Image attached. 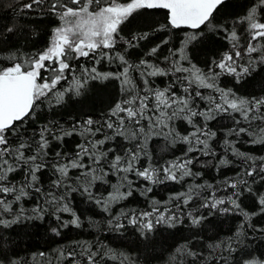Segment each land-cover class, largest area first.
I'll return each mask as SVG.
<instances>
[{
  "label": "snow or ice",
  "instance_id": "6c2138e0",
  "mask_svg": "<svg viewBox=\"0 0 264 264\" xmlns=\"http://www.w3.org/2000/svg\"><path fill=\"white\" fill-rule=\"evenodd\" d=\"M16 3L8 5L13 12L39 15L41 22L46 15L51 27L43 47L33 48L21 40L37 33L23 25L0 27V264H264V227L252 223L264 216V191L254 187L264 185V155L237 147L264 146V94L242 95L235 88L264 71V0L239 6L232 0ZM141 20V30L125 35L124 26ZM181 31L183 38L162 60L157 57L170 37L130 59L154 33ZM197 42L212 50L207 70L189 55ZM105 64L115 70H104ZM222 77H231L233 87H222ZM157 78L170 79L160 87ZM108 81L117 82L118 94L99 115L65 111L66 120L56 119L55 109L74 97L88 103V86ZM41 110L52 118L41 122ZM213 121L221 127L210 126ZM177 122L190 130L181 131ZM73 136L80 139L65 148ZM153 139L164 141L162 151L182 145V153L161 162L149 150ZM197 164H212L217 172L235 164L239 171L216 183H198L203 172ZM47 172L51 176L45 181ZM166 184L182 190L163 200L151 196ZM100 186H107L105 192ZM76 194L104 214L107 233L124 237L130 228L139 243L128 247L98 239L22 252L15 240L21 231L44 226L61 237L66 229L95 223L78 214ZM135 195L145 207L126 203ZM214 215L240 221L224 238L205 239L194 231L183 242L161 244L156 253L160 230H198ZM193 238L203 243L194 244Z\"/></svg>",
  "mask_w": 264,
  "mask_h": 264
},
{
  "label": "trees",
  "instance_id": "16d2710c",
  "mask_svg": "<svg viewBox=\"0 0 264 264\" xmlns=\"http://www.w3.org/2000/svg\"><path fill=\"white\" fill-rule=\"evenodd\" d=\"M234 5H244L247 3V0H232ZM11 4L14 7L17 6L16 0H0V27H3L6 24H16L17 26H25L27 27L29 32H35L37 35L35 37H29L28 40H21V44H23L26 48H33L34 46L43 47L44 41L47 39L48 32L50 30V17L44 15L43 22H41V16L34 15L31 13L25 14H17L13 12L12 8H9L8 5ZM236 11H241L239 7L236 8ZM154 20H159V16L152 17ZM125 27V35L130 33L137 32L144 27L143 21H138L133 24L131 27ZM23 34V33H21ZM170 37L169 44L162 46L160 50V54L157 57V60H162L163 56L169 55L168 49L170 47H175L178 45L180 39L183 38V32H174V33H162L156 32L152 36H150L149 41H142L141 44L143 47L132 50L133 55L130 59H136V53L143 54L145 52L146 47H151L157 43H160L162 38ZM189 55L193 58V62L197 63L199 67L207 70V61H210L212 58V50L205 44H200L199 42L190 45ZM104 70H115L112 65H102ZM255 79L249 78L251 83L245 82L244 85H235V88L239 89L240 94H264V71H260L257 75L253 74ZM168 79L170 78H157V84L160 87L166 86ZM234 81L231 77H222L220 80V85L222 87H233ZM89 91L85 93L86 96L92 97V100H89L86 104H80L77 101L83 100L84 97L73 98L72 101L66 103L64 106L55 109L54 111L58 113L56 119L66 120L67 116L64 114L65 111H70L75 116L77 114L83 116L85 114H95L99 115L101 113V109H106L108 103L117 97L118 94V84L115 81L108 82H93L89 86ZM94 101V103H93ZM103 101V103H101ZM41 118V122H44L45 119H51L52 113L47 112L46 110H41L39 113ZM229 121L225 120L223 127H227ZM178 128L183 131L185 128H189V126L183 124L182 122H177ZM212 127H221L217 121H213L210 123ZM190 130V128H189ZM223 135V132L220 133V136ZM68 139V144L65 145L67 147H74L76 141L80 139L78 136H73ZM164 147V141L160 139H153L149 143V150L153 153L154 157H161L163 159H170L174 155H180L182 153V149L184 146L177 145L176 148L170 149L168 151H162ZM242 151L251 152L254 155H264V146L259 145H247V144H238ZM217 151L222 152V149L219 145H217ZM230 159L235 160L234 157H229ZM202 159H204L202 157ZM210 159V158H209ZM215 163V160H213ZM238 163V161H237ZM197 170L203 172V176L198 180V183H202L203 181H208L209 183H216L217 181L223 180L225 177H233L236 172L239 171V168L235 166V164L230 165L228 167H221L220 171L217 172L212 164H209L207 167L201 168L199 164L196 166ZM51 176L50 172L44 174L43 179L48 181ZM107 186H100V191L105 192ZM254 187L259 188L261 191H264V185L257 184ZM182 190L180 185L175 184H166L162 186H157L154 188L153 196L156 199H166L169 194ZM130 206H135L137 208H143L146 205V201L140 197L139 195H135L128 202ZM246 206H248L249 210H251V202L245 201ZM74 207L77 208L78 214L82 213L83 218L87 221V218L91 217V220L95 222L92 225H88L82 229H74L69 228L64 230V233L61 237H54L49 231L46 230L44 226L39 229L29 228L27 232L21 231L19 235L15 237V240L21 245L22 252H38L41 250L51 251L53 249L62 247L69 248L72 246V243L75 241H89L93 244L97 243L98 239L101 241L111 240L113 244H120L121 241L124 242L128 247H133L136 243H139L137 237L135 235H130L133 232L132 229H128L126 236L124 237H116L114 234L107 233L105 231L106 227V217L103 213L100 212L98 208L94 205L84 203L83 198L78 194L75 195ZM115 211V209H114ZM203 211H207L206 209ZM240 221V217L232 216V215H223L217 216L214 215L210 217V222L206 221L205 225L201 227V229H191L189 227L181 226L177 229H168V230H160L163 232V236H158L156 239L159 243L156 245V253L158 254L161 251V244L166 248L168 245H174L179 242H183L185 238H189L193 236L194 231H200L201 237L205 239L211 237L224 238L226 235L232 234L235 228L238 226ZM54 223V221H53ZM252 223L257 227H264V216H256L253 217ZM251 231V230H249ZM253 237L261 236L260 233H252ZM166 240V243H165ZM261 242H264L262 240ZM192 243L201 244L202 240L198 238H193ZM142 246V245H141ZM254 247L257 245H253ZM261 251H264V247H261ZM151 252V249L148 250ZM141 257L147 253H141ZM152 264H162L160 261H152Z\"/></svg>",
  "mask_w": 264,
  "mask_h": 264
}]
</instances>
